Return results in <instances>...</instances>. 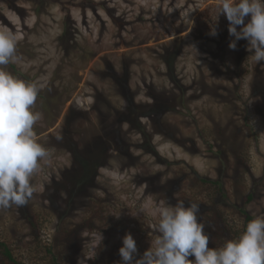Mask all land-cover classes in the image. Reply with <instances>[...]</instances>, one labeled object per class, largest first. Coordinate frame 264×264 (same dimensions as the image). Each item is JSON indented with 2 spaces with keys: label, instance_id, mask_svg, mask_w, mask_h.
I'll list each match as a JSON object with an SVG mask.
<instances>
[{
  "label": "rangeland",
  "instance_id": "1",
  "mask_svg": "<svg viewBox=\"0 0 264 264\" xmlns=\"http://www.w3.org/2000/svg\"><path fill=\"white\" fill-rule=\"evenodd\" d=\"M216 5L0 0V27L20 38L17 60L6 69L43 85L34 129L51 152V164L33 178V199L0 210V242L20 264H123L126 233L136 241L138 259L157 235L156 210L166 201L199 203L204 231L224 242L244 231L241 210L249 194L248 216L264 215V62L250 59L246 39L229 48L235 38L226 16L217 19ZM113 76L127 80V90ZM156 100L171 107L159 119L148 115ZM123 114L139 119L150 140L121 123ZM69 139L80 149L107 143L97 157L85 154L94 170L90 183L79 181L84 169ZM209 181H222L226 197ZM4 250L0 264H12Z\"/></svg>",
  "mask_w": 264,
  "mask_h": 264
},
{
  "label": "clouds",
  "instance_id": "2",
  "mask_svg": "<svg viewBox=\"0 0 264 264\" xmlns=\"http://www.w3.org/2000/svg\"><path fill=\"white\" fill-rule=\"evenodd\" d=\"M216 7L217 19L226 16L229 35L235 38L229 48L235 49L236 41L246 39L250 59L264 62V0H217ZM211 35H216L215 28ZM19 39L9 28L0 27V210L26 206L37 190L34 176L51 164V152L38 141L34 129L42 118L35 104L43 85L6 69L17 60ZM156 211L157 235L142 256L135 259L138 249L131 233L122 238L123 264H264V215L249 221L237 238L210 248L205 224L198 216L199 203L189 201L185 206L182 199L175 205L166 201ZM192 256L194 260L189 259Z\"/></svg>",
  "mask_w": 264,
  "mask_h": 264
},
{
  "label": "trees",
  "instance_id": "3",
  "mask_svg": "<svg viewBox=\"0 0 264 264\" xmlns=\"http://www.w3.org/2000/svg\"><path fill=\"white\" fill-rule=\"evenodd\" d=\"M114 78H115V76H113V79ZM114 80H116V83L121 84L120 85L121 90H122L123 86H124V91L127 90L128 86H127V82H125L127 80L122 81L121 79L119 80L117 78L114 79ZM127 101H128L127 111L129 110V112L131 114H133L135 112V110L137 109V106L134 103V99H133L132 95H130V94L128 95V100ZM165 105L166 104H165V102L163 100H160V101L156 100V102H154V105H153L152 109L149 111L150 113L148 115L149 116L154 115L156 117V119H159L160 117H162V113H164L165 109H171V107L165 106ZM121 119H120L121 123L123 121L124 123L131 124L134 129H141L143 131L142 134L144 135V137L146 139H148V141L150 140V138H149V136L147 134V131H144L141 128L142 124L139 122V119H137V118L136 119L135 118L131 119V118H129V114L122 116ZM160 132L162 133V135L166 134V131L164 129L161 130ZM64 139L66 140L67 138L64 137ZM69 140L71 142H69ZM69 140H67V146L68 147H69V145L71 146V149H72L71 152L76 149V152H73L74 153L73 156H74L75 163L79 164V166H78V167H80L79 170H81V169L83 170L84 169V171L82 173V176L80 177L81 180H79V181L82 183V185H85L86 183H90V181H88V179L91 178V176L93 175L94 170H92L91 167L88 166L90 161H91V158L89 159V157H87L86 155L88 153H92L93 151H95V153H96L95 156L97 157V155L102 154L103 151H106V147L105 146H107V143L105 141H101L100 140V141L95 142L93 147H90V146L87 145V146H83V149L82 148L80 149L78 142H77V144H75V143H73L72 139H69ZM205 183H210L212 186L215 187V190H217V192L219 194H221L222 197H224V198L226 197V192H225V190H223L224 189V185H223L222 181H209V182H205ZM253 200H254L253 194H249L246 197V200H245V207H244V209L241 210V214H245L246 215L247 223L253 219L252 217L248 216V212L246 211L247 206ZM217 212H219V211H217ZM209 219H210L211 224H212L211 227H213L215 229L219 228L218 227V224H219V221H218L219 218L218 217H216V219L218 221V224L212 218H209ZM144 230L146 232V229H144ZM145 232H143V233H145ZM222 232H224V230H222ZM207 233H208V235L210 237V240H211L210 242L212 243L214 248L221 247L225 243L220 238L213 237L212 233H210L209 229L207 230ZM216 233L220 234L221 232H216ZM228 240H231V238H228L227 241ZM0 246L5 249L4 250V254L6 255V257L8 258V260L12 264H20L17 260H15V258L13 257V254L11 253V251L9 250V248L5 244L0 242ZM121 262H122V259H121ZM92 264H121V263H120V261H117V262L110 261L109 262V259H107V260L98 259Z\"/></svg>",
  "mask_w": 264,
  "mask_h": 264
}]
</instances>
